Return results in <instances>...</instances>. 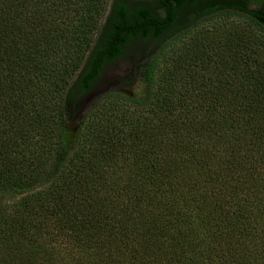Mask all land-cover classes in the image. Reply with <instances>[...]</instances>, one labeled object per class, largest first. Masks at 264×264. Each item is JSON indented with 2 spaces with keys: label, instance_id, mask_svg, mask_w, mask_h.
<instances>
[{
  "label": "trees",
  "instance_id": "trees-1",
  "mask_svg": "<svg viewBox=\"0 0 264 264\" xmlns=\"http://www.w3.org/2000/svg\"><path fill=\"white\" fill-rule=\"evenodd\" d=\"M0 264H264V0H0Z\"/></svg>",
  "mask_w": 264,
  "mask_h": 264
},
{
  "label": "rangeland",
  "instance_id": "rangeland-1",
  "mask_svg": "<svg viewBox=\"0 0 264 264\" xmlns=\"http://www.w3.org/2000/svg\"><path fill=\"white\" fill-rule=\"evenodd\" d=\"M121 68H122V73H121ZM128 68H129L128 62L123 61V62L119 63V67L115 66L114 68H111L110 70L107 71V74H106L107 80L110 78H113L114 76H118V75L122 76L124 74V71L128 70ZM138 82H140L139 79L136 81V84L134 87L129 88V90H131V92L132 91H136V92H140V93L143 92V91H141L142 88ZM106 84H107V82L105 83V85H103L101 90L95 92L94 98H98L105 90H107V88L111 87V85L107 86Z\"/></svg>",
  "mask_w": 264,
  "mask_h": 264
}]
</instances>
